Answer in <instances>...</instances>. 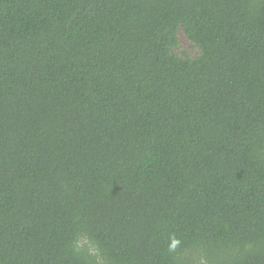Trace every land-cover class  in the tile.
<instances>
[{"label": "trees", "instance_id": "trees-1", "mask_svg": "<svg viewBox=\"0 0 264 264\" xmlns=\"http://www.w3.org/2000/svg\"><path fill=\"white\" fill-rule=\"evenodd\" d=\"M0 264H264V0H0Z\"/></svg>", "mask_w": 264, "mask_h": 264}, {"label": "rangeland", "instance_id": "rangeland-1", "mask_svg": "<svg viewBox=\"0 0 264 264\" xmlns=\"http://www.w3.org/2000/svg\"><path fill=\"white\" fill-rule=\"evenodd\" d=\"M180 45L176 49V52L184 55L188 54L191 57H196L199 54V49L197 46L192 45L190 41L186 38V36L183 34V32L180 33Z\"/></svg>", "mask_w": 264, "mask_h": 264}, {"label": "clouds", "instance_id": "clouds-1", "mask_svg": "<svg viewBox=\"0 0 264 264\" xmlns=\"http://www.w3.org/2000/svg\"><path fill=\"white\" fill-rule=\"evenodd\" d=\"M178 243H179V241H177V240H173V241H172V244H171V249H175L176 246L178 245Z\"/></svg>", "mask_w": 264, "mask_h": 264}]
</instances>
